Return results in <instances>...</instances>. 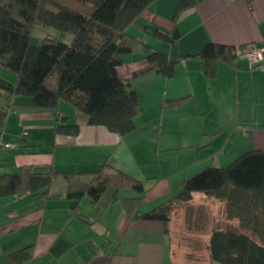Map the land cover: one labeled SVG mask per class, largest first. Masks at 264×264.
Listing matches in <instances>:
<instances>
[{"label": "crops", "instance_id": "crops-1", "mask_svg": "<svg viewBox=\"0 0 264 264\" xmlns=\"http://www.w3.org/2000/svg\"><path fill=\"white\" fill-rule=\"evenodd\" d=\"M191 1L196 5L176 16L180 0H155L126 29L135 43L121 56L118 73L142 108L131 133L119 137L102 126L81 124L75 136L58 135L50 112L10 111L0 133V175L16 174L22 166L36 172L52 166L87 182L88 173L106 164L142 181L138 212L144 214L168 202L184 180L204 168H225L246 152L264 150V71L240 55L233 64L218 62L209 79L196 57L207 44L263 45L264 0ZM144 28L168 35L175 30L177 39L168 43ZM153 51L177 61L171 77L148 63ZM0 77L12 78L2 67ZM62 103L68 123H75L74 110ZM49 192L57 198L27 192L0 198V264L30 245L34 258L27 264H174L161 223L126 215L121 200L136 197L132 190L121 191L108 208L84 198L79 217L69 215L73 202L65 198L63 178L52 180ZM195 199L210 198L196 193ZM148 203L154 206L147 209ZM130 233L139 240L137 252L122 257L118 250Z\"/></svg>", "mask_w": 264, "mask_h": 264}, {"label": "trees", "instance_id": "trees-1", "mask_svg": "<svg viewBox=\"0 0 264 264\" xmlns=\"http://www.w3.org/2000/svg\"><path fill=\"white\" fill-rule=\"evenodd\" d=\"M153 1L0 0V67L12 75L0 77V133L10 111L50 112L56 117L58 135L75 136L81 124L102 126L119 137L131 133L142 108L118 67L121 56L135 43L126 29ZM196 3L180 0L176 16ZM144 29L168 43L177 39L175 30L168 35ZM38 31H50L53 36L39 38ZM66 35L72 37L67 43L62 41ZM238 56L235 48L214 44L205 45L196 55L209 79L215 77L218 62L233 64ZM146 59L164 78L172 76L177 62L157 51L148 52ZM60 102L72 106L75 123H68ZM77 175L52 166L44 172L22 166L16 174L0 175V198L26 192L44 200L57 198L49 189L52 180L60 177L66 182L65 198L73 202L69 215L79 217L84 198L108 208L118 201L121 191L132 190L136 197L121 200L129 219L160 222L164 235L170 237L173 209L192 203L198 193L221 202L225 220L236 223L235 228L211 232L208 260L212 264H264V150L246 152L225 168H204L184 180L168 202L144 214L138 212L144 192L141 180L106 164L88 173L87 182L79 181ZM33 258L30 245L7 255L5 261L27 264Z\"/></svg>", "mask_w": 264, "mask_h": 264}, {"label": "rangeland", "instance_id": "rangeland-1", "mask_svg": "<svg viewBox=\"0 0 264 264\" xmlns=\"http://www.w3.org/2000/svg\"><path fill=\"white\" fill-rule=\"evenodd\" d=\"M36 35L41 38L44 35L53 36L50 31H38ZM70 35L62 38V41L69 42ZM12 76V75H11ZM64 104L69 110L72 106ZM241 155V154H240ZM238 156H236L237 158ZM234 158V160L236 159ZM230 162L223 164L227 167ZM59 182H63L59 179ZM152 203H148L147 209H150ZM236 227L235 222L225 220L223 208L219 203L211 199L197 200L183 206H177L172 211V223L169 230V241L171 243V255L174 264H212L208 260V240L214 229H232ZM130 233L125 240L124 246L119 248V254L122 257L129 256L137 252L138 239H135ZM169 248V245L167 244ZM114 252L115 244L110 247Z\"/></svg>", "mask_w": 264, "mask_h": 264}, {"label": "built area", "instance_id": "built-area-1", "mask_svg": "<svg viewBox=\"0 0 264 264\" xmlns=\"http://www.w3.org/2000/svg\"><path fill=\"white\" fill-rule=\"evenodd\" d=\"M245 1L247 3H250L253 0H245ZM236 52L239 55L246 56L257 69L264 71V44L261 46H249L248 48H245L243 52H241V50L237 48Z\"/></svg>", "mask_w": 264, "mask_h": 264}]
</instances>
